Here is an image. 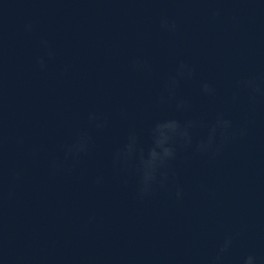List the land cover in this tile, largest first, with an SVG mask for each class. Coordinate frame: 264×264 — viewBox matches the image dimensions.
<instances>
[{
    "label": "clouds",
    "instance_id": "9594fccd",
    "mask_svg": "<svg viewBox=\"0 0 264 264\" xmlns=\"http://www.w3.org/2000/svg\"><path fill=\"white\" fill-rule=\"evenodd\" d=\"M172 28L174 30L175 25H173ZM41 64H43V61H41ZM193 71L194 70L190 66L181 63L178 69V76L181 78L185 76L190 77L193 74ZM176 83V79L171 80L170 87H175ZM246 85L250 87L253 92L260 91V89L255 86L254 81H247ZM202 91L209 95L214 92L211 86L207 83L202 86ZM184 106L185 103L183 101H180L177 105L178 108H182ZM90 119H95V117L90 116ZM101 126L102 125L97 124V127ZM193 126V122L181 125L176 120H168L163 123L156 124L155 128L152 130L154 147L149 150L147 158H144L143 154H141L140 158V167L138 168V172L140 173L139 195L141 198L150 193L154 185L159 184L160 186H163L165 184L169 175V162L174 160L176 156L175 147L172 142L178 138L183 140L185 143L190 144L191 137L188 129ZM230 127L231 121L225 120L222 116L218 117L216 124L211 128L207 142H201L198 145V150L202 153L218 151V146L215 144L216 134L219 132L222 142H227L230 138L228 133V129ZM130 139L131 143L126 146L125 150L117 153V163H127L131 153L134 151L135 137H131ZM85 151H87V138L85 137H81L76 144L67 149V152L70 154H79ZM54 167H56L55 164ZM176 195L178 198L181 196L180 189L177 190ZM230 245L231 239L227 238L221 247L220 252H225ZM220 259L221 256L217 255L216 261H219ZM244 264H255V257H246Z\"/></svg>",
    "mask_w": 264,
    "mask_h": 264
}]
</instances>
